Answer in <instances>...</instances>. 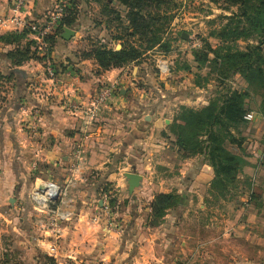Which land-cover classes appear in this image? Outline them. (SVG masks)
Instances as JSON below:
<instances>
[{
    "label": "crops",
    "instance_id": "1",
    "mask_svg": "<svg viewBox=\"0 0 264 264\" xmlns=\"http://www.w3.org/2000/svg\"><path fill=\"white\" fill-rule=\"evenodd\" d=\"M51 1L38 0L32 17L42 19ZM10 3L0 0V19ZM9 32L0 31V37ZM62 34L57 49L64 54L56 57L68 67L54 83L33 61L18 68L22 75L0 80L7 96L0 110V264H264V187L260 194L255 190L263 183L247 185L250 197L211 193L213 168L203 156L183 159L169 132L176 110L208 100L177 89L157 101L132 84L136 71L130 77L125 69L98 72L91 61L73 67ZM11 49L0 41L2 72ZM114 81L117 93L84 134L69 104L89 103ZM78 145L85 162L71 189L75 218L54 244L38 231L40 214L29 193L39 182L63 186ZM243 158L239 186L253 173L264 174L262 157L255 163ZM131 172L143 177L133 194L124 177ZM104 194L114 201L111 223L101 213ZM158 194H176L181 201L162 224L149 227Z\"/></svg>",
    "mask_w": 264,
    "mask_h": 264
},
{
    "label": "trees",
    "instance_id": "2",
    "mask_svg": "<svg viewBox=\"0 0 264 264\" xmlns=\"http://www.w3.org/2000/svg\"><path fill=\"white\" fill-rule=\"evenodd\" d=\"M95 1L103 3L104 12L115 16L114 21H110L107 26V29L113 30L112 23H117L111 42L122 41L119 50L94 42L87 51L81 53L79 60H93L97 64L98 72L123 69L140 60L148 50L161 44L165 30V23L160 20L162 12L167 11L164 12L166 15L175 5L174 0ZM213 1H223L228 8L235 6L238 11L232 17L226 18L228 22L221 31L214 33L221 41V46L213 48L206 43L203 49L194 52V57L199 70L208 69V75L217 76L223 93L199 110L181 108L169 131L176 140L182 158L204 157L205 162L214 170L211 193L217 192L224 196L228 187H236L237 177L245 164L243 156L233 152L230 147L237 146L239 150H244L242 144L245 139L242 137L241 127L246 123L245 116L249 113L246 101L251 96L248 89L264 91V0ZM69 3L62 28L46 39L49 44L46 56L52 53L64 29L73 30L78 24L79 2L69 0ZM48 9L42 18L47 16ZM251 38L258 42L246 45L243 51L237 47L238 40L248 41ZM137 40L140 42L138 46L134 43ZM0 41L12 47L6 54L8 70L0 71V80L8 81L15 75H22L19 67L29 60H39L33 49L36 42L31 39L29 30L9 32L1 36ZM52 67L56 76L67 71L62 63H55ZM236 74L248 84L247 90H233L225 83ZM196 85L202 86L199 82ZM262 94L260 111L264 113V93ZM236 135L241 137L238 139ZM102 190L107 193L108 188L104 186ZM180 201L176 194L156 195L147 218L148 226L157 227L162 224L167 212ZM110 202L113 207L114 201L111 199Z\"/></svg>",
    "mask_w": 264,
    "mask_h": 264
},
{
    "label": "rangeland",
    "instance_id": "3",
    "mask_svg": "<svg viewBox=\"0 0 264 264\" xmlns=\"http://www.w3.org/2000/svg\"><path fill=\"white\" fill-rule=\"evenodd\" d=\"M56 2L57 0H52L51 5H55ZM78 2V24L76 28L73 29L75 31V36L68 41L69 46L66 47V50H68L70 54L69 57L74 59V61L70 58V60H68L73 67L78 64V61L83 62L79 60L81 53L87 51L94 42H99V44L106 45L110 48L113 47L115 50L121 49L122 44V41L111 42L112 32L116 31L117 23H112L113 30L107 29L110 21H114L113 19H115V16L108 15L104 12L103 3L96 2L95 0H78ZM174 2V7H172L166 15H164V12L167 11L162 12L163 16L160 20L165 23V30L161 44L148 50L142 55L140 60L131 63L122 70L125 69L129 77L132 71H136V77L130 78L132 79V84H135L139 90L142 89L144 93L149 92L151 94L150 97L157 99V101L161 95H164V99L166 100L177 89H182L184 91H189V93H195V95L199 94L201 100H208L209 104L210 101H213L223 93V88L219 87L216 75H208V69L199 70L194 52L203 49L206 43H209L213 48L221 46V41L214 36V33L221 31L227 24L228 21L226 18L232 17L234 13H237V7L233 6L228 8L223 1L215 3L213 0H174ZM114 5H117V3H114ZM117 9H119V7ZM59 40L60 39H58V41ZM58 41L52 53L48 56H46L47 52L45 54L38 50L37 45L34 44L33 49L36 51V56L39 60L32 59L25 63L30 61L38 62L44 68H46V66H53L55 63H62L64 65V62L59 61L56 57L57 53L59 55L64 54V52L57 49ZM137 41L134 43L138 46L140 42L138 41L137 43ZM257 42L258 40L251 38L248 41L244 39L238 40L236 44L237 47L243 51L246 45L255 44ZM44 57L45 59H43ZM162 60L167 61L169 64L170 69L167 76H163L157 68ZM91 62L97 66L93 60ZM198 82L202 86H197L196 83ZM225 83L230 85L233 90L248 89V84L238 74L227 79ZM9 87H11V85H9ZM2 90L3 88L0 89V110L3 105L7 103V96L6 99L3 98L4 96L1 93ZM10 91L12 92L11 89ZM248 91L251 97L247 99L246 105L248 112L253 115V118L245 120L246 123L241 127L242 137L245 139L242 144L244 150H239L237 146H231L230 149L239 155L251 158V161L255 163L261 157L264 159V113L260 111V106L263 103L262 93H264V91H257L252 88L248 89ZM207 105L200 102L195 105L189 104V106H182L179 110H176L173 121L181 111V108L199 110ZM236 137L239 139L241 136L239 137V135H236ZM263 175L261 176V174L256 172V174L253 173L252 176L250 175L249 178H247L248 180L242 178L244 182L240 186L237 182L239 180L238 175L236 187H228L227 191L230 192V196L245 195L246 197H250L251 191L247 190V185L250 183L256 185L258 181L263 183V185L260 184L254 187L260 194L262 193L261 186L264 187ZM215 193L218 196L221 195L217 194V192ZM31 202L33 201L31 200ZM15 262L16 261L12 264H17Z\"/></svg>",
    "mask_w": 264,
    "mask_h": 264
},
{
    "label": "built area",
    "instance_id": "4",
    "mask_svg": "<svg viewBox=\"0 0 264 264\" xmlns=\"http://www.w3.org/2000/svg\"><path fill=\"white\" fill-rule=\"evenodd\" d=\"M36 3L37 0H12L9 14L0 19V31L22 32L29 30L30 37L36 42L38 50L46 54L49 47L46 39L62 28V21L65 16V10L69 6V1L58 0L55 5L48 9L47 16L38 20L32 17ZM157 68L163 76L169 74L170 68L167 61H160ZM45 71L48 78L54 83L56 78L54 68L46 66ZM118 87V81L105 84L97 90L96 95L89 103L69 104L72 112L80 117V128L84 134L95 124L102 109L117 93ZM252 118L253 115L250 113L245 116V120ZM84 162V150L82 146L78 145L73 149L71 165L67 170L66 182L63 186L54 182L44 181L36 183L30 192V198L38 214H40L37 220L38 231L42 236L48 237L54 244H58L64 238L67 225L75 218V205L71 197V189L76 184ZM110 201V195L104 194L101 213L102 217L109 223L114 218ZM100 219L101 217L98 215L93 218V221L98 222Z\"/></svg>",
    "mask_w": 264,
    "mask_h": 264
},
{
    "label": "water",
    "instance_id": "5",
    "mask_svg": "<svg viewBox=\"0 0 264 264\" xmlns=\"http://www.w3.org/2000/svg\"><path fill=\"white\" fill-rule=\"evenodd\" d=\"M75 36V31L72 29H64L62 38L66 41L71 40ZM151 119L150 116L146 117V121ZM127 180V190L129 194H133V192L141 186V182L143 177L136 172L127 173L124 176Z\"/></svg>",
    "mask_w": 264,
    "mask_h": 264
}]
</instances>
